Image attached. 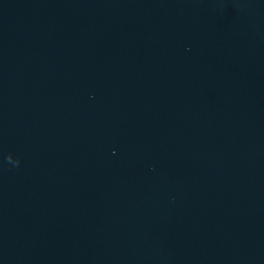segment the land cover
I'll return each mask as SVG.
<instances>
[{"label":"water","instance_id":"95a60500","mask_svg":"<svg viewBox=\"0 0 264 264\" xmlns=\"http://www.w3.org/2000/svg\"><path fill=\"white\" fill-rule=\"evenodd\" d=\"M0 264H264V0H0Z\"/></svg>","mask_w":264,"mask_h":264}]
</instances>
